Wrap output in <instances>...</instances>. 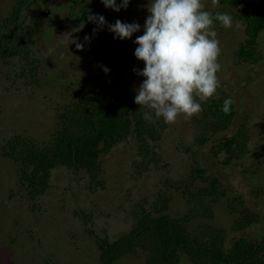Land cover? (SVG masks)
<instances>
[{"label":"rangeland","instance_id":"374dc122","mask_svg":"<svg viewBox=\"0 0 264 264\" xmlns=\"http://www.w3.org/2000/svg\"><path fill=\"white\" fill-rule=\"evenodd\" d=\"M73 1L34 0L23 10L14 47L32 49L39 69L16 55L0 58V264H104L98 241L111 243L124 237L145 213L167 214L205 239L221 233L228 249L239 236L257 239L264 233V96L247 118L237 116L227 131L214 108L209 110L212 98L202 103L197 115L180 116L174 123L157 119L145 108L152 116L148 122L153 131L146 135L144 146L132 133L100 156L98 177L58 167L46 193L31 197L19 166L6 156L8 143L18 136L49 143L60 128L65 106L83 91L91 96L108 91L135 100V90L143 82L134 72L140 68L134 41L143 35L149 0L130 1L119 12L106 8L101 0H84L73 11ZM17 3L0 0V22L11 18ZM202 3L213 16L225 13L221 0ZM262 3L235 0L227 12L232 26L214 23L226 60L234 59L245 45L247 18ZM89 12L102 15L106 25L98 28L87 22ZM116 20L139 23L141 31L131 39L114 38L107 25ZM66 33L81 43L85 36L91 39L83 51H77L75 44L68 50L59 37ZM257 51L258 60L264 59V34ZM104 67L110 70L107 74ZM226 84L222 82L218 90ZM226 99L219 97V102ZM240 130L241 136L236 135ZM231 138L235 142L228 153L212 152ZM241 142L243 152L237 148ZM216 181L217 192L203 194ZM250 213L257 216L254 224L241 230ZM148 256L138 249L112 264H147ZM179 264L193 262L182 254Z\"/></svg>","mask_w":264,"mask_h":264},{"label":"trees","instance_id":"16d2710c","mask_svg":"<svg viewBox=\"0 0 264 264\" xmlns=\"http://www.w3.org/2000/svg\"><path fill=\"white\" fill-rule=\"evenodd\" d=\"M33 2L18 0L11 18L0 22V58L16 55L36 70L39 63L32 58V49L21 44L14 47L21 32L19 23L23 10H27ZM263 28L264 9L249 23L251 41ZM83 93L78 95L79 99L65 106L59 117L60 128L49 143L33 142L24 136H18L8 143L6 156L19 166L20 179L33 199L46 193L56 168L66 167L88 173L92 178L98 177L102 154L127 140L132 133L144 146L146 135L153 131L148 119L144 118L145 108L134 101L100 93L96 96L87 94V91ZM223 114L229 116V113ZM233 141L226 144L229 150ZM241 144L237 147L240 151ZM101 145L103 148H100ZM214 184L203 194L216 193L219 183L216 181ZM161 209L165 211L167 206ZM256 218L253 213L247 214L242 227L252 224ZM98 246L104 264H112L138 249L148 253L147 264H179L182 254L188 255L193 264H264V238L250 244L241 241L233 250H229L226 237L221 233L208 239L194 236L183 222L167 214L156 217L152 213H145L138 219L132 232L111 243L99 240Z\"/></svg>","mask_w":264,"mask_h":264},{"label":"clouds","instance_id":"9594fccd","mask_svg":"<svg viewBox=\"0 0 264 264\" xmlns=\"http://www.w3.org/2000/svg\"><path fill=\"white\" fill-rule=\"evenodd\" d=\"M101 3L119 12L128 7L130 0H122L120 4L117 0H101ZM147 11L143 35L134 41L137 45L135 58L144 63L142 71L134 69L144 78L135 90L134 102L167 123H174L180 116L190 119L202 111V103L215 96L221 87L217 76L221 68L218 62L221 47L214 23L218 21L230 28L232 17L227 13L213 16L205 10L202 0H149ZM87 22L98 28L106 25L102 15L91 12ZM107 27L114 38L120 40L131 39L134 33L141 31L139 23L120 20ZM82 28L73 29V32ZM95 32L93 29V34ZM59 37L63 38L61 43L68 50L69 45L75 44L77 51H83L85 43L91 39L85 36L81 43L72 33ZM103 71L107 74L110 70L104 67ZM232 103L231 98L224 101L222 111L225 114L229 113ZM144 118L151 120L152 116L145 113Z\"/></svg>","mask_w":264,"mask_h":264},{"label":"flooded vegetation","instance_id":"af4514ba","mask_svg":"<svg viewBox=\"0 0 264 264\" xmlns=\"http://www.w3.org/2000/svg\"><path fill=\"white\" fill-rule=\"evenodd\" d=\"M83 1L84 0H74L73 11L76 10V8L82 6ZM233 2H235V0H221L222 4H226V10H224L225 13L229 12ZM263 9L264 3L260 5V10L258 12L252 14L250 17L247 18V29L245 30V45L237 49L234 54V59L229 61L226 60L225 58L227 56V53L225 52H222L218 57V62L220 63L221 68L217 73V76L220 81V84L222 82H227V84L224 85L221 90H217L216 95L212 97L213 103L212 105H210L209 110H213L214 108L213 112L216 114V116H218V119L222 120L221 124H223L224 126H222L221 128H224L225 131L228 130V127L231 126L233 120L237 116L240 115V117L244 116L245 118H247V116L249 115V111L255 110L256 104H258L264 96V59L258 60L257 55L260 37L264 34V28L258 33L254 41H251V35L248 30L250 21L254 19V17H256ZM80 20H85V18L82 17ZM236 63L240 64L236 65ZM138 66L140 67L139 70L142 71L144 68V63L140 61L138 63ZM139 78L140 80L144 79L140 76ZM104 92L105 93L103 94L111 96L108 91ZM223 96L227 99L231 98L233 100L228 117L225 116L222 111V106L224 102H219V97ZM124 98L134 101V99L132 98ZM242 133L243 132L240 130L236 135L241 136ZM231 141H233V139L224 142L221 141L217 145L216 150H214V147L212 148V152H215L217 154L223 152L228 153L230 150L227 148L226 144L230 143ZM254 222L242 228L241 230H249L254 224ZM247 237L248 236L237 237L231 245V249L229 248V250H233L241 241H244L248 244L257 243L264 238V233L257 236V239L253 240H250Z\"/></svg>","mask_w":264,"mask_h":264},{"label":"water","instance_id":"95a60500","mask_svg":"<svg viewBox=\"0 0 264 264\" xmlns=\"http://www.w3.org/2000/svg\"><path fill=\"white\" fill-rule=\"evenodd\" d=\"M48 13H46V15H47Z\"/></svg>","mask_w":264,"mask_h":264}]
</instances>
